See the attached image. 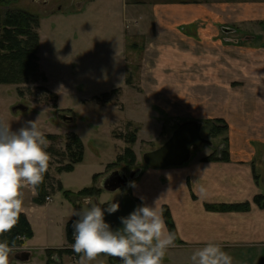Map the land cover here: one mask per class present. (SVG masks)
<instances>
[{"label": "rangeland", "instance_id": "1", "mask_svg": "<svg viewBox=\"0 0 264 264\" xmlns=\"http://www.w3.org/2000/svg\"><path fill=\"white\" fill-rule=\"evenodd\" d=\"M113 1L99 0L93 6L90 0H14L11 5L40 19V73L30 83L0 84V124L17 131L39 117L38 127L50 141L46 199L37 203L36 192L33 200L37 208L30 221L35 239L31 246L38 250L32 263L47 262L48 251L41 248L64 246L67 224L78 218L72 213L85 206V198L104 206L120 203L122 194L134 197L131 183L113 193L103 189L101 181L114 171L128 176L139 172L131 181L135 184L174 178L183 181L200 156L207 152L223 156L227 149L228 125L204 112L202 42L170 34L161 42L152 33L139 34L134 25L125 27L122 20L118 27L123 18L122 0ZM45 2L49 5L44 6ZM5 11L0 8L1 15ZM213 60L211 66L218 70ZM17 106L27 111L14 113ZM189 121L203 125L201 135L210 146L204 144L193 151L190 161L180 167L155 170L147 166L144 155L163 147L179 125ZM81 152L82 161L76 164ZM256 177L264 182V168L257 170ZM151 186L145 192L148 205L163 200L160 194L155 196L153 183ZM92 188L94 194L80 197L71 194L67 198L65 193ZM0 239L7 241L3 235ZM27 241L23 237L9 245H14L13 253L29 252ZM73 243L72 237L69 245ZM58 253L50 264H57L55 259L62 257ZM113 259L121 264L103 254L92 264H110Z\"/></svg>", "mask_w": 264, "mask_h": 264}, {"label": "crops", "instance_id": "2", "mask_svg": "<svg viewBox=\"0 0 264 264\" xmlns=\"http://www.w3.org/2000/svg\"><path fill=\"white\" fill-rule=\"evenodd\" d=\"M90 1L94 6L99 0ZM121 10L118 27L122 20L125 27L134 25L139 34L152 33L161 42L169 34L202 42L204 112L228 125L229 161H205L212 156L207 152L183 181H142L131 189L144 203L153 183L155 196L163 198L160 207L170 210L177 239L163 264H192L191 255L208 242L221 245L233 264H264V206L256 203L264 196V182L256 177L264 168V0H122ZM212 57L218 70L211 66ZM35 197V190H23L22 214L30 225ZM242 204L249 209H210ZM34 240L26 242L30 264L38 250L31 246ZM69 244L57 250L73 251ZM67 260L77 264L79 256L60 258L61 264Z\"/></svg>", "mask_w": 264, "mask_h": 264}, {"label": "clouds", "instance_id": "3", "mask_svg": "<svg viewBox=\"0 0 264 264\" xmlns=\"http://www.w3.org/2000/svg\"><path fill=\"white\" fill-rule=\"evenodd\" d=\"M38 121L39 117L27 121L17 131L9 124H0V235L19 223L25 211L23 190L37 189L49 170L51 154L46 149L50 141ZM130 183L135 186V182ZM159 200L153 205L142 203L120 217L122 227L113 230L105 220V211L117 212L119 203L108 202L105 210L103 204L85 198V206L72 213L78 217L72 224L71 245L79 256L77 264H92L102 254L118 258L121 264H163L168 249L176 246L177 236L169 231ZM13 247L7 241L0 242V264H10ZM190 259L192 264H233V257L213 242L197 249Z\"/></svg>", "mask_w": 264, "mask_h": 264}, {"label": "trees", "instance_id": "4", "mask_svg": "<svg viewBox=\"0 0 264 264\" xmlns=\"http://www.w3.org/2000/svg\"><path fill=\"white\" fill-rule=\"evenodd\" d=\"M4 2V0H0V8L6 10L5 15L0 14V84L30 83L37 79L40 73V19L37 15L30 14L26 11L14 10V8L12 9L11 5L14 4V0H7L6 5ZM218 121L224 122L223 120ZM223 152L225 155L218 157L217 154H213L212 156L205 159V161H229V153L227 149ZM82 156L83 154L81 152L76 164L81 163ZM72 170L73 169L71 168L67 171L71 172ZM46 178L47 175H45L44 179L46 180ZM46 182L47 181H44L36 189L37 203H40L41 200L46 199L45 196L48 192L45 186ZM95 192V188L85 189L77 194H73L70 191H65V193L68 195L67 198H69V195L71 194L80 197L86 193L94 194ZM256 203L259 206H264V196H258L256 198ZM210 209L225 212L245 211L249 209V205H224L221 207H210ZM163 210L164 219L169 231L175 232L177 236V231L169 208L164 207ZM73 221L69 222L66 227V237L69 243H71L73 237ZM3 236L7 239V241H9V244H16L18 243L19 238L22 239L24 237L27 240H31L34 236V233L27 217L24 214H21L17 226L11 232H8ZM0 242H3V240L0 239ZM57 251L60 250H49L47 252L48 264L51 263L52 256L58 253ZM65 253L72 254L73 252H70V250H64L60 251L58 254L63 255Z\"/></svg>", "mask_w": 264, "mask_h": 264}, {"label": "water", "instance_id": "5", "mask_svg": "<svg viewBox=\"0 0 264 264\" xmlns=\"http://www.w3.org/2000/svg\"><path fill=\"white\" fill-rule=\"evenodd\" d=\"M13 111L14 113L18 111L26 112L27 109L23 106H17ZM64 120L72 121V118L65 117ZM202 128L203 125L196 121H189L179 125L171 139L163 147L144 155L145 164L155 170L185 165L190 161L193 151L198 150L204 144L210 146V142L206 141L201 135ZM139 174V172H133L128 176L122 171H114L102 181V187L105 191L111 193L126 189L130 182L135 180ZM119 205V210L113 214H108L105 211V220L111 225L113 230L122 227L120 217L127 216L141 203L136 201L131 194H122ZM101 207L106 210L108 204ZM18 256V260L23 263H28L31 259L30 252H20ZM116 259L120 262L118 258Z\"/></svg>", "mask_w": 264, "mask_h": 264}, {"label": "flooded vegetation", "instance_id": "6", "mask_svg": "<svg viewBox=\"0 0 264 264\" xmlns=\"http://www.w3.org/2000/svg\"><path fill=\"white\" fill-rule=\"evenodd\" d=\"M70 1H71V2H75L76 0H70ZM43 5H44V6H48V5H49V2H45ZM58 9L61 10V9H62V6H59ZM18 257H19V256H18V253H12V254L10 255V257H9L10 264H13V263H16V264H28V263L20 262V261L18 260ZM55 263H57V264H61L60 258L55 259Z\"/></svg>", "mask_w": 264, "mask_h": 264}]
</instances>
